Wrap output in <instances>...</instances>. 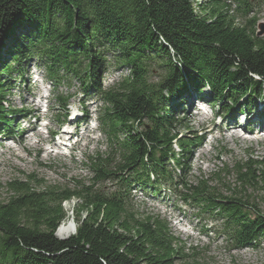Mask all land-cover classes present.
Returning <instances> with one entry per match:
<instances>
[{
	"label": "trees",
	"instance_id": "16d2710c",
	"mask_svg": "<svg viewBox=\"0 0 264 264\" xmlns=\"http://www.w3.org/2000/svg\"><path fill=\"white\" fill-rule=\"evenodd\" d=\"M239 3L247 14L248 0ZM229 9L223 0H0V129L14 124L3 80L23 82L35 57L53 87L74 80L82 93L97 94L106 142L105 151L86 157L88 182L43 185L28 175L7 183L0 264H199L186 259L164 218L133 208L136 189L153 195L164 187L218 216L232 249L264 239V209L245 193L263 189L264 163L233 161L191 180L185 163L202 138L179 132L189 96L231 118L263 106L264 119V38L255 20L238 24ZM112 67L126 72L104 87L100 79ZM228 171L237 188L223 195L210 182ZM72 199L76 228L59 238L69 217L63 202Z\"/></svg>",
	"mask_w": 264,
	"mask_h": 264
},
{
	"label": "rangeland",
	"instance_id": "374dc122",
	"mask_svg": "<svg viewBox=\"0 0 264 264\" xmlns=\"http://www.w3.org/2000/svg\"><path fill=\"white\" fill-rule=\"evenodd\" d=\"M223 2L230 5L228 12L236 16L238 24L255 20L254 30L257 36L264 38V0H248L251 9L247 14H243L244 7L239 0ZM37 64L35 57L26 62L23 82L18 78L3 80L9 88L6 109L16 113L10 115L14 121L11 131L7 133L0 129V201H6L12 195L7 183L26 181L28 175L42 180L43 185L70 184L76 179L88 182L91 173L85 165L87 155L106 149L97 118L101 107L97 94L82 93L78 81L74 80L53 87L46 72ZM123 72L126 70L121 67H112L102 75L100 82L108 87L117 82ZM159 73L155 70L149 78L156 81ZM57 96L66 98L65 105L57 101ZM192 100L189 105L187 97L183 104L185 113L180 114L183 120L179 132L186 137L200 136L202 143L191 150L185 163L189 168L187 178L206 179L225 166L230 169L233 161L242 162L248 158L264 163V126L254 125L258 119L264 120L256 115L263 106L254 108L247 116L248 120L242 119L244 115H238L234 119L238 125L232 127L223 113L210 115L212 109L206 114L194 113L195 102ZM63 130H71L76 135L68 139L70 132ZM51 132L58 133L59 139L53 138ZM56 141L61 143L56 145ZM220 175L222 181L213 180L210 185L221 194L227 195L237 188L234 173L228 171ZM162 186L167 185L163 183ZM261 186L263 189L249 188L245 193L264 209V185ZM130 192L131 204L138 213L154 214L166 220L171 233L179 240L182 252L188 254L187 260L199 264H264V239L255 246L232 249L219 226L221 219L218 216L205 214L197 206L183 203L164 187L153 195L139 189ZM76 203L75 199L63 202L62 207L69 214L62 223L64 226L74 222L71 210Z\"/></svg>",
	"mask_w": 264,
	"mask_h": 264
},
{
	"label": "bare ground",
	"instance_id": "6f19581e",
	"mask_svg": "<svg viewBox=\"0 0 264 264\" xmlns=\"http://www.w3.org/2000/svg\"><path fill=\"white\" fill-rule=\"evenodd\" d=\"M31 128V127H30ZM76 225L74 222L69 223L68 225H60L56 231V235L60 238H64L69 234H73L75 231Z\"/></svg>",
	"mask_w": 264,
	"mask_h": 264
},
{
	"label": "water",
	"instance_id": "95a60500",
	"mask_svg": "<svg viewBox=\"0 0 264 264\" xmlns=\"http://www.w3.org/2000/svg\"><path fill=\"white\" fill-rule=\"evenodd\" d=\"M263 30H264V29H263ZM263 30H262V31H263ZM258 35H259V34H258Z\"/></svg>",
	"mask_w": 264,
	"mask_h": 264
}]
</instances>
